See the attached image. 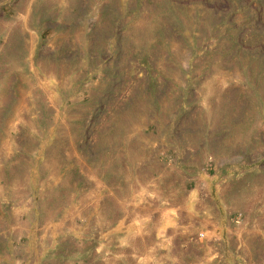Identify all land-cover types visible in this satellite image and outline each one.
I'll return each mask as SVG.
<instances>
[{
	"label": "rangeland",
	"instance_id": "obj_1",
	"mask_svg": "<svg viewBox=\"0 0 264 264\" xmlns=\"http://www.w3.org/2000/svg\"><path fill=\"white\" fill-rule=\"evenodd\" d=\"M0 264H264V0H0Z\"/></svg>",
	"mask_w": 264,
	"mask_h": 264
},
{
	"label": "built area",
	"instance_id": "obj_2",
	"mask_svg": "<svg viewBox=\"0 0 264 264\" xmlns=\"http://www.w3.org/2000/svg\"><path fill=\"white\" fill-rule=\"evenodd\" d=\"M200 235V234H199Z\"/></svg>",
	"mask_w": 264,
	"mask_h": 264
}]
</instances>
